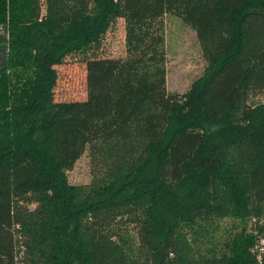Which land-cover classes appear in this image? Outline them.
<instances>
[{"label":"trees","instance_id":"trees-1","mask_svg":"<svg viewBox=\"0 0 264 264\" xmlns=\"http://www.w3.org/2000/svg\"><path fill=\"white\" fill-rule=\"evenodd\" d=\"M167 12L207 64L182 94ZM119 19L126 55L104 57ZM69 60L83 95L58 98ZM263 93L264 0H0V264H259ZM86 146L101 176L71 184Z\"/></svg>","mask_w":264,"mask_h":264},{"label":"rangeland","instance_id":"rangeland-1","mask_svg":"<svg viewBox=\"0 0 264 264\" xmlns=\"http://www.w3.org/2000/svg\"><path fill=\"white\" fill-rule=\"evenodd\" d=\"M162 35L164 38V65L166 91L171 93L182 94L187 91L189 85L204 74L207 64L203 59L202 50L198 44L191 27L186 25L180 18H177L170 12L165 13L161 19ZM125 26L122 20H117L111 25L108 32L105 33L98 52L104 57H125ZM73 61H78V57H72ZM71 59V60H72ZM71 60L58 67L60 87L56 97L60 98L62 91L68 93H77L83 95V69L81 65L72 64ZM69 64V65H68ZM17 71L18 68H11ZM256 102H264V93L254 97ZM98 163L96 156L88 146L84 148V152L74 162L71 170L66 172V177L71 184L88 185L94 177H100L102 165ZM101 170V171H100ZM232 217L220 218L219 226H223L226 230L232 224ZM233 226V225H231ZM239 227V226H238ZM219 234V233H216ZM224 236H222L223 238ZM19 260H22L20 258Z\"/></svg>","mask_w":264,"mask_h":264},{"label":"built area","instance_id":"built-area-1","mask_svg":"<svg viewBox=\"0 0 264 264\" xmlns=\"http://www.w3.org/2000/svg\"><path fill=\"white\" fill-rule=\"evenodd\" d=\"M253 221L254 228L251 232L255 243L252 245L251 251L255 254L256 261L262 264L264 260V216L258 217Z\"/></svg>","mask_w":264,"mask_h":264}]
</instances>
